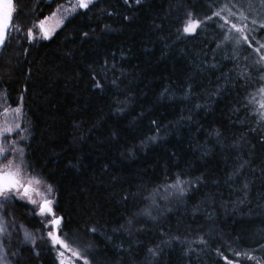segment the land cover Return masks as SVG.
<instances>
[{"label":"trees","instance_id":"trees-1","mask_svg":"<svg viewBox=\"0 0 264 264\" xmlns=\"http://www.w3.org/2000/svg\"><path fill=\"white\" fill-rule=\"evenodd\" d=\"M66 1L14 0L0 113H18L22 169L52 186L70 253L264 264V26L232 0H92L41 37ZM46 222L0 208V264H59Z\"/></svg>","mask_w":264,"mask_h":264},{"label":"rangeland","instance_id":"rangeland-1","mask_svg":"<svg viewBox=\"0 0 264 264\" xmlns=\"http://www.w3.org/2000/svg\"><path fill=\"white\" fill-rule=\"evenodd\" d=\"M92 0H88V3ZM234 4H242V6H238V16L242 19L248 21V23H255L253 24H260L259 26H264V0H232ZM247 3V6H246ZM249 5V6H248ZM79 8V0H67L63 5L56 8V10L48 16L45 20H43L44 28L48 31V36H50L63 22V20L68 17L72 12L77 10ZM234 21V19H233ZM236 24H240L238 21H235ZM41 22L38 24L37 29L38 33L41 37H45L44 33L41 31L40 28ZM233 31H236L238 34L242 32V30L239 31L237 27H233ZM231 28V29H232ZM47 36V37H48ZM46 38V37H45ZM261 98L258 100V106L262 109V112L264 113V107H261L262 104H264V91L261 92ZM18 113L14 112L12 110H4L0 113V169H3L4 165L8 164V161H13V165L11 170L15 171L16 165L21 164V158L18 155L17 151V139L20 136L19 128H18ZM10 129V131H9ZM17 136V137H16ZM21 138V137H20ZM8 170V169H4ZM32 176L30 174H27L23 171L22 165H21V172H20V178L24 184H27ZM32 188L33 191L30 192L31 199L36 201V204H33L30 202L29 198L27 196L23 195V189L21 188L18 192L13 191L12 196L23 200L25 202H28L29 204L33 205L36 208V213L38 215L45 217L46 227L49 228L48 221L51 219V216H45L40 214L39 212V205L44 199H50L53 202V193L48 192V186L40 182L39 184L33 183ZM0 199L3 200V197L0 196ZM53 208L55 207L54 203H52ZM55 210V208H54ZM57 216L60 217L59 214L56 213ZM60 251L64 252V261L65 264H76L75 261L77 258L73 254L70 253L69 249H59ZM57 260L58 263L60 261V257L57 254Z\"/></svg>","mask_w":264,"mask_h":264},{"label":"snow or ice","instance_id":"snow-or-ice-1","mask_svg":"<svg viewBox=\"0 0 264 264\" xmlns=\"http://www.w3.org/2000/svg\"><path fill=\"white\" fill-rule=\"evenodd\" d=\"M89 6L88 0H79L80 8H87ZM16 12V5L14 0H0V46L4 45L6 39H8V29L14 27V19L13 13ZM218 15V13H216ZM255 23V21H253ZM200 22L198 20H188L184 25V31L186 33H193L199 27ZM235 28L236 25H233ZM41 31L44 33L45 37L48 36V31L44 28L43 22L40 25ZM29 38L33 36V30H28ZM264 91V89H262ZM264 107V104L261 105ZM19 112L20 109H17ZM262 118H264V113H261ZM10 131V129H9ZM22 154V152H21ZM21 164L16 165L15 171H12L13 161L9 160L7 165L3 166V169H0V196L3 197V200L0 201V208L4 207L8 201L13 200L12 192L19 191L21 188L23 189V195L27 196L31 203L36 204V201L31 199L29 195L32 188V184H39L41 182L37 177H31L27 184H24L20 178L21 172ZM8 169V170H4ZM180 182H177L176 185H172V187L177 188L181 195L184 193V189L179 187ZM53 191L52 186H48V192L51 193ZM52 201L50 199H44L39 205V212L45 216H51V219L48 221V225L50 226L48 231V239L51 241V244L54 248H57V254L60 257L59 264H65L63 259L64 252L59 249L68 250L70 248V243L67 240V235L61 237V227H62V217H59L55 214V210L52 206ZM0 231H3V227L0 226ZM94 231V230H93ZM25 238H31V234L25 232ZM150 252H153L152 249H149ZM73 255L78 258H83L84 264H89L87 255L85 252L81 250H73ZM155 255V252H153ZM236 255H242L241 253H236Z\"/></svg>","mask_w":264,"mask_h":264}]
</instances>
